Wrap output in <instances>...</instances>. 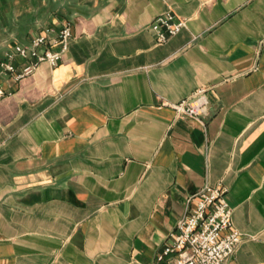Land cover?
Returning <instances> with one entry per match:
<instances>
[{
  "label": "crops",
  "instance_id": "obj_1",
  "mask_svg": "<svg viewBox=\"0 0 264 264\" xmlns=\"http://www.w3.org/2000/svg\"><path fill=\"white\" fill-rule=\"evenodd\" d=\"M164 12L185 24L157 44ZM62 24L56 66L0 75V264H168L204 186L239 236L224 264H264V0H0V58ZM197 89L201 124L169 107Z\"/></svg>",
  "mask_w": 264,
  "mask_h": 264
},
{
  "label": "built area",
  "instance_id": "obj_2",
  "mask_svg": "<svg viewBox=\"0 0 264 264\" xmlns=\"http://www.w3.org/2000/svg\"><path fill=\"white\" fill-rule=\"evenodd\" d=\"M185 21L172 13L156 16L148 29L157 44L164 43L184 27ZM52 34V36H50ZM71 37L67 25L47 27L28 37L25 44L13 43L0 58V75L13 82L32 73L40 63L56 66L66 51ZM205 90L197 89L190 98L169 107L179 118L201 124L207 110ZM5 95L0 85V98ZM224 189L204 186L186 200L182 215L168 238L161 244L157 261L167 258L168 264H224L234 253L239 236L229 232L230 209L223 199ZM195 199L190 205L191 200Z\"/></svg>",
  "mask_w": 264,
  "mask_h": 264
}]
</instances>
